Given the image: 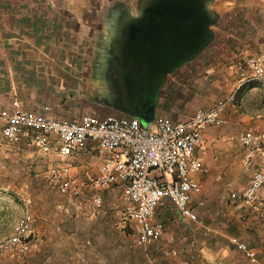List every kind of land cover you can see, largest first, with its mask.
Segmentation results:
<instances>
[{
	"label": "crops",
	"instance_id": "crops-1",
	"mask_svg": "<svg viewBox=\"0 0 264 264\" xmlns=\"http://www.w3.org/2000/svg\"><path fill=\"white\" fill-rule=\"evenodd\" d=\"M120 7L102 6L91 14L82 0H0V111L19 107L35 116L71 121L84 115L133 117L95 98L107 92L98 78L106 66L100 63L101 42L110 33L107 23L119 22L110 11ZM211 8L216 18L209 43L167 74L154 95L139 101L135 115L145 126L163 118L180 122L212 108L235 91L236 62L264 50V0H213ZM131 24L123 16L119 37ZM112 52L117 54L113 47ZM151 101L154 108L145 113ZM222 118V126L206 129L195 151L207 169L196 178L201 193L190 204L199 221L182 218L164 200L155 216L164 225L163 236L151 246L140 245L137 225L135 231L123 221L122 185L99 192L103 207L98 211L92 190L79 198L60 195L42 177L51 164L61 163L56 138L49 137L53 154L46 156L38 133L25 130L18 142H9L0 121V241L31 214L38 249L17 264H251L235 241L255 249L264 263V219L231 197L264 169V158L246 159L239 142L240 134L249 130L264 135V87H242ZM107 155L89 142L67 163L78 173H96ZM204 227L215 233L206 235ZM169 250L178 255L166 256Z\"/></svg>",
	"mask_w": 264,
	"mask_h": 264
},
{
	"label": "built area",
	"instance_id": "built-area-1",
	"mask_svg": "<svg viewBox=\"0 0 264 264\" xmlns=\"http://www.w3.org/2000/svg\"><path fill=\"white\" fill-rule=\"evenodd\" d=\"M234 70L237 85L233 93L218 100L212 108L199 109L180 122L163 118L155 126H145L137 117L118 115H84L79 121H71L35 116L17 107L0 111L4 138L18 142L25 130H32L38 133L41 153L50 156L53 147L49 137H55L61 163H53L43 171L44 181L62 196L79 198L92 190L97 211L103 207L99 192L122 185L123 221L134 222L138 227V243L151 246L163 236L164 225L156 221L155 216L164 200H170L182 218L192 223L199 221L190 204L192 196L201 193L196 178L207 169L195 156V151L202 146L207 128L224 124L222 113L235 105L242 87L249 83L264 87V50L237 61ZM89 142L97 144L108 155L101 160L96 173L88 170L78 173L76 167L67 162ZM239 142L246 150V159L257 155L264 158L263 134L249 130L240 134ZM231 197L264 219V169L256 171L249 185L240 192H233ZM33 223L31 214L21 218L14 233L0 241V256L22 258L37 251L38 245L32 241ZM204 231L206 235L215 233L210 227H204ZM235 242L251 264H264L255 249L244 242ZM164 254L176 256L178 252L169 250Z\"/></svg>",
	"mask_w": 264,
	"mask_h": 264
},
{
	"label": "water",
	"instance_id": "water-1",
	"mask_svg": "<svg viewBox=\"0 0 264 264\" xmlns=\"http://www.w3.org/2000/svg\"><path fill=\"white\" fill-rule=\"evenodd\" d=\"M212 1L165 0L161 4L159 14L161 16L165 14V18L163 16L153 20L159 26V30L155 33L158 43L154 46L151 60L155 64L161 63L163 65L165 63L163 73L165 77L205 47L212 39L213 34L210 27L216 18L211 8ZM126 12H122L121 9L117 12L110 11L118 17L119 22L107 23L108 33H110L104 36L101 42L103 51L100 59V63L106 66L100 67L102 69L99 71L98 76L101 82L103 81L107 92L96 93L95 98L119 111L131 112L133 117H136V115H139L137 112L141 109L139 101L148 99L152 94L154 95L161 84L160 82L155 83L156 81L153 80L155 72H144L130 66L121 68L113 65L114 61L118 60L119 55L112 52V47L119 39V29ZM151 14L144 15L141 19H138V22L146 27L147 22L152 18ZM131 26L124 33H121L124 35L133 33L135 27L134 25ZM194 27L197 28L196 32ZM143 32H146L144 28ZM191 46L192 50L190 49L188 55L182 56L184 50L189 49ZM107 53L111 55L108 57ZM150 108H154V102L152 101L144 108V112L150 111ZM141 122L145 124L142 120Z\"/></svg>",
	"mask_w": 264,
	"mask_h": 264
},
{
	"label": "flooded vegetation",
	"instance_id": "flooded-vegetation-1",
	"mask_svg": "<svg viewBox=\"0 0 264 264\" xmlns=\"http://www.w3.org/2000/svg\"><path fill=\"white\" fill-rule=\"evenodd\" d=\"M165 0H137L136 8L134 13H125L126 18H131L132 24L134 25V31L130 35H122L113 45V51L119 55L118 60L114 61L113 65L117 67L130 66L131 68H136L140 71L155 72V83L160 84L165 80V63H153L151 60L152 51H154V46L158 43L155 37V33L159 30V26L153 20L158 17L165 18V14L161 16L159 11L161 9V4ZM152 13V18L146 24V27L138 22L144 15H150ZM138 27V32H137ZM143 28L146 32H143ZM195 28V32L197 28ZM196 45V43H195ZM192 50V46L189 49H185L182 56H187Z\"/></svg>",
	"mask_w": 264,
	"mask_h": 264
},
{
	"label": "rangeland",
	"instance_id": "rangeland-1",
	"mask_svg": "<svg viewBox=\"0 0 264 264\" xmlns=\"http://www.w3.org/2000/svg\"><path fill=\"white\" fill-rule=\"evenodd\" d=\"M73 1H78V0H73ZM83 2L86 1L87 5H89L91 8V14L92 13V10L95 8L96 9H100L102 6H106V8H109L113 5H119L121 6L120 8H117L118 10H122V12H126V13H134V9L136 8V3H137V0H82ZM116 8H113L112 11L115 12L117 11ZM108 10V9H107ZM130 10V12H129ZM95 14H98V12H95ZM120 14V13H119ZM118 14V15H119ZM110 15H114V13H110ZM91 100H93V98L90 97ZM119 201L121 203V206H123V200H121L119 198ZM122 201V202H121ZM128 225H127V228H130L132 227V229L135 231H137V228H136V224L134 222H126ZM18 259H22V258H17L15 256H0V264H17L18 263Z\"/></svg>",
	"mask_w": 264,
	"mask_h": 264
}]
</instances>
